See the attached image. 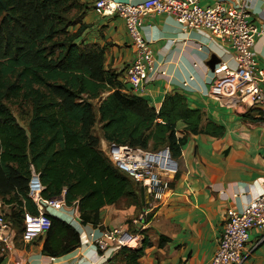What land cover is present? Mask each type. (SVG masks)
Here are the masks:
<instances>
[{
	"label": "trees",
	"instance_id": "trees-1",
	"mask_svg": "<svg viewBox=\"0 0 264 264\" xmlns=\"http://www.w3.org/2000/svg\"><path fill=\"white\" fill-rule=\"evenodd\" d=\"M87 7L83 0L0 3V198L16 203L4 219L19 234L24 213H38L28 197L33 173L43 187L41 197H61L64 191V203L77 209L81 225L100 226L101 211L119 203L135 207L138 218L151 200L140 184L112 165L100 137L107 144L149 151L168 147L177 163L190 135L224 133L222 126L204 123L203 112L192 108L179 90L166 94L158 110L130 92L121 72L105 68L103 48L78 42ZM257 110L250 125H264ZM248 116L242 118L249 123ZM178 122L184 124L180 131ZM97 123L99 137L92 133ZM47 216L42 254L59 257L75 250L78 232ZM125 227L136 232L132 220ZM144 232L140 247L119 250L110 263L139 264L149 246ZM166 240L160 236L159 245Z\"/></svg>",
	"mask_w": 264,
	"mask_h": 264
},
{
	"label": "crops",
	"instance_id": "crops-1",
	"mask_svg": "<svg viewBox=\"0 0 264 264\" xmlns=\"http://www.w3.org/2000/svg\"><path fill=\"white\" fill-rule=\"evenodd\" d=\"M120 1L137 3L143 0ZM237 1L240 0H199V5L203 8L217 4L228 7ZM83 2L88 7L83 11L85 29L78 42L103 48L105 68L121 72L124 82L125 69L134 59L135 51L123 21L97 11L92 0ZM248 4L249 23L260 31L252 53L257 66L264 71V0H249ZM78 27L76 25L73 31ZM141 34L150 45L154 64L148 73L152 81L147 84L146 94H134L145 98L158 110L166 94L179 90L192 108L203 112L204 123L211 121L220 125L224 133L220 137L205 134L188 137L177 159V173L169 180V192L156 206L151 219L146 220L143 231H146L149 246L138 263L210 264L227 210H242L264 191V125H250L259 116L254 107L211 93L212 83L220 78L217 71L223 66L234 67L233 52L219 37L205 30H184L173 17L155 14L143 19ZM211 55L219 60L214 71L206 66ZM260 86L264 90V82ZM246 113L249 123L242 118ZM183 127L184 124L178 122L176 129L180 131ZM106 145L101 138L103 151ZM16 208V203L6 204L0 198L1 213H10ZM71 208L49 210V213L67 222ZM136 212L135 207L123 203L107 206L101 211L99 227H125L137 217ZM7 224L11 247L2 251L0 240V264L97 263V252L90 241L99 234L96 227L81 223L71 225L80 236L79 246L65 255L49 257L42 254L45 234L26 243L22 235L9 222ZM160 236L167 238L161 245ZM262 236L260 230H251L245 249L247 264H264ZM113 264L125 263L116 259Z\"/></svg>",
	"mask_w": 264,
	"mask_h": 264
},
{
	"label": "built area",
	"instance_id": "built-area-1",
	"mask_svg": "<svg viewBox=\"0 0 264 264\" xmlns=\"http://www.w3.org/2000/svg\"><path fill=\"white\" fill-rule=\"evenodd\" d=\"M94 8L105 15L117 16L126 28L134 47L135 57L126 67L124 84L130 92L146 94L148 73L154 64L153 52L141 34L143 19L151 14L173 17L184 30H205L219 37L233 52L234 67H222L216 75L220 78L211 85L213 95H221L242 105L259 109L264 121V71L259 69L252 53L255 38L260 31L249 23V0H240L230 6L219 4L203 8L199 0H143L131 3L120 0H92ZM156 79V78H155ZM107 157L112 165L140 184L150 198L147 209L132 220L136 232L126 227L98 228V235L91 243L97 252L96 264H111V258L123 248L135 249L141 244V232L146 228L148 214L156 208L169 192V180L177 173V163L168 147L155 151L127 145L107 144ZM43 187L36 173L29 182L28 197L34 202L37 214L24 213L22 240L29 243L45 234L50 227L49 210L66 209L61 197H41ZM67 223L80 225L77 209L72 207ZM258 229L264 237V191L251 200L242 210L229 209L223 220L222 232L210 264H247L246 244L251 230ZM0 240L2 251L10 250L11 234L7 221L0 213Z\"/></svg>",
	"mask_w": 264,
	"mask_h": 264
},
{
	"label": "rangeland",
	"instance_id": "rangeland-1",
	"mask_svg": "<svg viewBox=\"0 0 264 264\" xmlns=\"http://www.w3.org/2000/svg\"><path fill=\"white\" fill-rule=\"evenodd\" d=\"M94 104H95V108H96V105H97V103L96 102H94ZM13 112L16 114L17 112H16V110L13 108ZM99 125H98V123L97 124H95L94 126H93V128H92V133L93 134H95V135H99ZM99 137V136H98ZM99 141H100V143H101V138H99ZM103 149H104V153H106L105 151H107V145L105 146V147H103ZM108 158V157H107ZM124 203H127L126 201H124ZM1 213V212H0ZM3 216H4V218H5V216H8L9 215V213H6V212H4V211H2V213H1ZM145 234H146V231L144 232Z\"/></svg>",
	"mask_w": 264,
	"mask_h": 264
},
{
	"label": "water",
	"instance_id": "water-1",
	"mask_svg": "<svg viewBox=\"0 0 264 264\" xmlns=\"http://www.w3.org/2000/svg\"><path fill=\"white\" fill-rule=\"evenodd\" d=\"M3 0H0V3H2ZM219 62L217 57L215 55H211L209 60L206 62V66L211 70L214 71L215 65Z\"/></svg>",
	"mask_w": 264,
	"mask_h": 264
}]
</instances>
